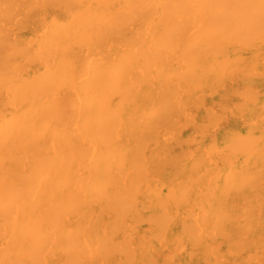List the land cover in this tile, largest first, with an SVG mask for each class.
Instances as JSON below:
<instances>
[{
  "label": "bare ground",
  "instance_id": "obj_1",
  "mask_svg": "<svg viewBox=\"0 0 264 264\" xmlns=\"http://www.w3.org/2000/svg\"><path fill=\"white\" fill-rule=\"evenodd\" d=\"M0 264H264V0H0Z\"/></svg>",
  "mask_w": 264,
  "mask_h": 264
}]
</instances>
